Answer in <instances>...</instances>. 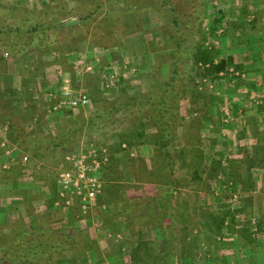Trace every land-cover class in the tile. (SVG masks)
<instances>
[{
    "label": "rangeland",
    "instance_id": "1",
    "mask_svg": "<svg viewBox=\"0 0 264 264\" xmlns=\"http://www.w3.org/2000/svg\"><path fill=\"white\" fill-rule=\"evenodd\" d=\"M108 1L0 0V28L9 27L10 25L25 26L28 25L27 23L31 26L36 25L45 28L48 26L52 27L54 24L58 25V28L53 27L46 34L42 33L41 36L28 39L30 40L29 43H31L29 45L35 44L37 47L38 45L41 47L39 48L40 52L31 51L22 56L23 60H21L30 64V68L24 67V62L22 64L23 67L19 68L15 66V63H10L11 73L19 78L18 84L24 83L29 86V81L32 80L31 82L33 83L34 79V86L29 93L31 98L34 97L33 93L36 94V90L41 93L40 91L46 82L49 83L51 80L52 84H57L56 79H59V76H64V74L69 75L66 88L71 90L74 95L80 93L90 95L95 90L94 83L97 80V74L98 76L104 75V70L100 69L99 66H106L107 64L105 65L98 61L100 65L97 64L93 69H88L89 65L87 64L90 61V55L83 51V53L80 52V48L84 44L83 38H87L90 35V30H92L94 35L97 34L98 42L102 41L106 45L109 44V47H113V42L116 39L110 36L108 29L114 26V22L116 25L122 26L123 23L121 21H124L125 26H123L125 29L131 33L136 31V34L134 33L129 37L131 47L135 46V49L138 50V45L142 44L141 39L146 40V43L150 40V44L154 45L155 48L159 47L161 50V56L158 57L160 61L157 59V65H152L151 69L147 68L149 65V54L147 48H145L141 50V52L143 51L142 53L140 52L142 58L144 55L143 61L139 62L137 59H135L136 61H130L131 69L129 68L128 70L125 69L124 62V71L122 72L124 77L120 79V76H122L121 68L117 66H122L120 65L122 55L114 56L116 60L112 61V67L109 68V71H106L105 82L99 85L101 89L99 88L98 93H155L157 86H153L152 82L156 77L151 74L152 72L149 74V71H153V67H156L155 76L160 72V75L167 77L169 46L171 45L168 35L165 34L163 15L154 9H141L142 4L138 5L141 3L139 2L140 0H131V4L126 3L125 5H122V3L117 5V1L111 2V0L107 3ZM154 1L156 0H151V3H154ZM159 1L161 0H157L158 4L160 3ZM170 1L177 10L184 12L186 16L191 14L192 18L194 17L191 30L198 31V27H202L203 29L200 30L201 33L199 35L204 36L206 45L209 47L214 46L216 50H220L222 57L223 53L226 54L224 55L226 58L232 57L241 48H244L245 52L254 46L256 49H264V0ZM186 3L188 5H185ZM94 5H102V8L97 16L92 18V21L95 19V22L88 26L89 22H83L82 18L89 14V6ZM139 6L140 8L138 9ZM220 12L223 13L224 17L221 22L216 24L215 20L221 17ZM135 39L139 40V42H135ZM5 40L8 41L7 37L2 35L0 42L2 43ZM245 40L249 42H244ZM3 45L0 44V47L4 49L3 54H5L8 49ZM132 56L135 57L136 54ZM7 57L9 61L15 60L14 56L8 55ZM124 57L126 58L127 56ZM238 57L237 59H239ZM92 58L102 60L104 56L101 58L100 54L94 53ZM117 60L119 61L117 62ZM234 61L235 59L229 60V68L233 67ZM82 69L84 70L82 71ZM95 72L96 75L92 74ZM195 72L189 71L191 74L188 78L178 81L175 93H178L179 98H183V94L193 91V84L190 78H195ZM142 74L146 77L143 78ZM73 75H78L79 78L75 77L74 79ZM69 82L71 86L68 84ZM198 84H200V92L211 93L219 91L217 86L212 85L209 81L198 79ZM223 88L224 91H227L228 86L226 88L223 86ZM229 90L232 89L230 88ZM53 98L51 99L49 96L44 99L43 96L41 98L42 108L48 109L50 106L59 105L58 108H60L61 112L59 111L58 114L49 117L52 120L50 119L48 121L50 124L46 123V125H50L49 129H53L51 131H58L56 138H59V134H62L64 147L57 149H49L47 147L50 145V140L55 138L53 133L50 134L47 140L43 139L41 128L37 135L34 134L37 132V125L42 127L46 118L38 117L36 121L35 118L34 120H26L24 116L14 117L13 130L15 131H13V136L16 141L11 142L10 140L9 143L13 145L12 149L16 152L14 154L15 164L19 161L22 165L15 166V170H12L6 164L5 170L7 171L0 174V209L3 212L1 223L4 224V226L0 227V255L2 256L7 249H11L12 243L16 245L21 242L22 246L28 248L31 247L33 239H42L43 242L50 244V246L55 244L59 247V250H62L60 245L64 244V248H66L64 253H74L69 258L61 259V264H130L131 249L140 237L143 240L159 243L162 241L159 228L164 226L165 230H162L164 235L171 232L169 218H164L162 223L159 219L164 208L162 207L161 209V205L158 202L169 189V181L153 180L151 178L153 175L149 178L148 172L154 168L152 148L150 150L145 148L140 151V154L146 156L147 159H141L138 162L133 159L132 162L123 164V167L120 166L121 175L127 178L126 181H129L131 186L129 185L126 188L124 198L119 195L111 200L112 203L119 202V205L124 207L123 209L130 211L128 215L121 217L120 221L123 224L117 227L118 232L115 229L108 228L105 224L104 216H110L116 208L115 205L111 209L109 208V198L105 199L104 202L98 200L93 210L87 214L80 212L77 201L70 196L67 197L71 199V205H66L61 195L65 191L59 185L58 178L61 170H65L68 167L67 157L89 150L85 147L90 142H94L98 146L103 144L102 142L107 136H110V133L99 130L100 126L98 127V125L95 132H90L87 128L82 129L81 124L92 116L93 107L73 108L64 102V95L60 98L59 95H56ZM109 102L111 101L106 103L108 104ZM118 102L122 103V101ZM179 103L181 105L184 102L181 101ZM24 104L25 102H23ZM103 104H99L100 107ZM129 116L128 112L126 115L124 113L121 114L118 118L117 123L120 124H117V127L121 133L129 127ZM28 119L31 118L28 117ZM1 120L2 117L0 122ZM25 129L26 131L23 132ZM5 131L6 129L3 130V138L6 137ZM6 155L9 156L7 153ZM32 156H40L38 158L41 162L39 164L35 163L34 167H28V165H25L26 159L29 158L28 161L31 162ZM259 168L258 180L255 184L260 190L264 181V164H261ZM134 169L135 172L138 170L141 173L145 172L143 176L146 177V180L138 182L131 180L130 178L137 175L133 173ZM22 170L23 172L20 174ZM232 170V166L228 165L225 172L231 176ZM162 171L165 177L169 175V169H167L166 165L162 167ZM209 175H211V172L208 173ZM35 179L43 181L36 182ZM225 179L227 180V178ZM231 181L227 180L228 183L223 181V185L220 184V192H218L220 195L202 196L199 193L200 185L197 189H194V185L189 186L183 180L178 183V194H173L172 198V201L177 205L178 225L174 231L178 237L177 242L180 245H183L184 240L189 243L197 242L198 254L201 258L209 253V256L212 255V258L215 259V255L219 254L217 261L213 260L212 264H240L237 257L247 254L251 247L245 239L241 238L240 233H232L230 230L225 229L222 239L213 231L214 226L210 224L212 222L209 223L210 225L207 224L212 212L218 214L228 206L226 203L221 202L222 196H231L230 200L232 201L230 204H232V210L248 207L246 213L237 217L239 224L246 220H251L254 224L258 218L264 217L263 192L260 191L257 197H251L248 192L243 191H240V194L236 192L234 195L233 192L231 193L234 190ZM227 185H230L232 190L226 187ZM201 187H204L202 189L205 190L206 186L204 184ZM52 189L55 192L54 194H51ZM222 189L226 190L225 193L222 192ZM98 202L103 209H99ZM170 204L167 200L165 209ZM100 210H104V212H99ZM9 225L12 226L10 227L11 229L8 227ZM18 231L25 232H21L22 236L20 235L17 238L11 235ZM255 237L258 242L255 251L261 255L260 261L261 264H264V234L255 235ZM116 238H119V240ZM236 241L240 243V248L235 250L232 244L235 245ZM120 244L122 245L120 246ZM161 245L163 244L161 243ZM214 251L215 253H213ZM54 259L56 260V258H52V260L41 264H56V261L53 262ZM243 264L246 263L244 262Z\"/></svg>",
    "mask_w": 264,
    "mask_h": 264
},
{
    "label": "crops",
    "instance_id": "2",
    "mask_svg": "<svg viewBox=\"0 0 264 264\" xmlns=\"http://www.w3.org/2000/svg\"><path fill=\"white\" fill-rule=\"evenodd\" d=\"M88 20L90 21H86L85 19L82 21L89 22L88 26L93 24L92 22H95V19L92 21V17H89ZM121 22L125 26L124 21ZM123 25L118 29L117 26L108 29L110 36L116 39L113 42V47H109V44L106 45L101 41L98 42L97 34L94 35L92 30H90V35L87 38H83L84 44L80 48V52L83 51L87 55H90V61L87 64L89 65L88 69H93L97 64L100 65L98 61H101L105 65L107 64L106 66H99L100 69L104 70V75L98 76L97 74V80L94 83L95 90L88 95L91 101L89 106L93 107L92 116L81 124L82 129L87 128L90 132H95L98 125V127L100 126L99 130L110 133V136H107L102 142L103 144L98 146L94 142H90L85 147L86 149L94 147L106 151L108 162H105L99 171V177L103 182V191L98 200L104 202L105 199L109 198V208L111 209L114 205L116 207L113 214L107 217L104 216L106 226L118 232L117 227L123 224L120 221L121 217L130 213V211L123 209L124 207L120 206L119 202L112 203L111 200L119 195L124 198L126 188L129 185L131 186L129 181H126L127 178L121 175L119 167H123V164L127 162H132L133 159L135 162L147 159L146 156L140 154V151L145 148L149 150L152 148L151 150H153L154 168L151 172L154 173V177L152 179L159 181L164 175L162 165L171 164L173 168L170 171L171 177L169 181L176 183L174 184L176 186H172L175 187V190L178 188V183L185 180L189 186L194 185V189H197L200 185L199 193L202 196L220 195L218 193L220 192V184L223 185L224 179L228 177L235 183L237 191H233V194H236V192L240 194V191H243L248 192V195L251 197H257L260 191L263 192V185L259 190L255 183L258 180L259 166L264 164V49L257 50L253 48L252 50V48L248 47L249 49L246 52L244 48H241L237 53H234L235 65L232 68L228 66V73L226 74L228 79L222 80V87L225 86L226 88L228 86L227 91H224L223 88L222 91L201 92L199 94L196 93L197 95L189 94L184 95L183 98H179L175 93L165 92L164 94L160 92L150 94L98 93L99 85L105 82L106 71H109V68L112 67V61L116 60L114 56L118 54L122 55V59L120 60V65L122 66H117L121 68V75L124 71V62L125 69L128 70L130 68V61L137 59L140 62L144 58V55L143 58L141 57L140 52L145 48H147L149 54V65L147 68L151 69L152 65L155 66L160 61L158 57L161 56V50L159 47L155 48L154 45L150 44V40L146 43V40L141 39L142 44L138 45V50L135 49V46L132 48L129 37L136 31L131 33ZM1 36L2 33H0V38ZM135 42H139V40L135 39ZM0 44H4L3 46L8 49L3 54L4 49L0 47V60H2V57L5 58L4 62L6 63L4 64H6L9 74V84L13 90L11 96H4V100L0 102V118L2 117L0 122V174H3V172L7 171L5 170L6 164L12 170H15L18 165H22L19 161L15 164L14 154L16 152L12 149L13 145L9 143L10 140L11 142L16 141L13 136V131H15L13 130L14 117L24 116L26 120H34L35 118L36 121L38 117L46 118L45 124L42 127L37 125V132L34 134L37 135L41 128L43 139L47 140L50 134L53 133L55 138L50 140V145L47 146L49 149L65 146L64 139L61 137L62 134H59V138H56L58 131H51L53 129H49L50 125H46V123L50 124L48 121L51 118L49 119V117H53L54 114L59 113V105L50 106L48 109L42 108L43 103L41 98L44 96L45 99L50 96L51 99H54L53 97L56 95H59V98L63 96L67 81H69V75L64 74L65 77L63 75L59 76V79H56L57 84H52L51 80L49 83L46 82L47 84H44L40 91L41 93L36 90L37 95L33 93L34 97L31 98L29 93L34 86V79L33 83L31 82L32 80L29 81V86L24 83L18 84L19 78L11 73L10 63H15V66L18 68L23 67V59H15L13 60L14 62L9 61L7 56H14L15 52L8 43L0 42ZM94 53L100 54L101 58L104 56L105 60L104 58L102 60L98 58L93 59ZM135 54L136 56L133 57L132 55ZM124 56H127V59ZM24 63V67L30 68V64H27L26 61ZM155 68L153 67L154 71H149V74L152 72L151 74L156 77L153 79V86L167 84L170 78L160 77V72L155 76ZM92 74L96 75V72ZM3 75L0 72V78ZM73 77L74 79L75 77L79 78L78 75H73ZM123 77V75L120 76V79ZM142 77L146 76L143 75ZM68 84L71 86L70 82ZM0 87L6 89L2 81L0 82ZM230 88L232 90H229ZM18 99L21 100L20 106H18ZM108 101L111 102L107 104L106 102ZM118 101H122V103ZM181 101L184 103L180 105L179 102ZM23 102H25L24 105ZM101 103H104L102 107L99 105ZM36 107L39 109L37 110ZM128 112L130 115L128 117L129 127L121 133L117 127V124H120L117 123L118 118L121 114L124 113L126 115ZM28 117L31 119H28ZM5 129L6 137L3 138L2 134ZM48 132L50 133L48 134ZM257 155H259V158H257ZM40 156H32L31 162L27 158L25 165L29 167L35 163L39 164L41 161L38 157ZM64 164L67 165L66 163ZM228 165L233 168L231 176L225 172ZM157 166H160L161 172ZM22 172L23 170L20 171V174ZM210 172L211 175L208 176ZM133 173L137 175L130 178L131 180L133 179L137 182L146 180V177L143 176L144 172L141 173L140 170L135 172L134 169ZM35 181L41 182L43 180L35 179ZM204 184L206 186L205 190L202 189L204 187H201ZM43 190L46 191L45 188ZM215 190L216 192H214ZM171 191L173 192L174 189H171ZM222 192L225 193V190L222 189ZM54 193L52 189L51 194ZM57 195L59 196L58 192ZM98 207L99 209H103L100 207L99 202ZM99 212H104V210H100ZM116 239L119 240V238ZM256 243L258 244V242ZM255 249L256 247L251 250L250 247L249 252L253 251L250 254L252 256H241L239 259L240 264L244 262L246 264H261L259 259L261 255Z\"/></svg>",
    "mask_w": 264,
    "mask_h": 264
},
{
    "label": "trees",
    "instance_id": "3",
    "mask_svg": "<svg viewBox=\"0 0 264 264\" xmlns=\"http://www.w3.org/2000/svg\"><path fill=\"white\" fill-rule=\"evenodd\" d=\"M110 1V0H109ZM109 1L107 3H109ZM117 1V5H125L126 3L131 4V0H111V2ZM126 1V2H125ZM162 1V4H161ZM158 4L157 0L154 1V3H151V0H140L138 5H141V9H154L160 12V14L163 15L164 19V27H165V34L168 35V38L171 41V45L169 46V56H168V68H167V77L170 78L167 84L157 85L155 93H175L176 87L178 86V81L188 78L191 73L189 71H196L194 74L195 78H190L193 84V91L189 93H185L184 95H197L196 93H201L200 90V84H198V79L201 81H209L212 85L217 86V89L223 90V79H228V76L226 75L228 73V62L229 60H234V56L226 58L223 53V57L221 56L222 53L220 50H216L214 46L209 47L206 45L204 41V36L199 35L201 32L200 30L203 29L202 27H198V31H192L193 28V19L192 15L189 14L186 16L184 12H181L177 10L176 7H174L170 0H161ZM196 2V0H195ZM185 5H188L187 3ZM102 8V5H94L89 6V14L87 16H83V20H88L89 17H95L99 13V10ZM137 8V6H136ZM140 6L138 7V9ZM221 17L217 20H215L216 24L221 22L224 15L222 12H220ZM195 15V14H194ZM197 21V18H196ZM18 25V26H12L9 27H3L0 28V33L7 37L8 41H3V43H8L12 50L15 52L14 57L15 59H22V56H25L27 53L31 51L40 52L39 48H41L39 45L38 47L34 45H29L31 43L30 40L35 38L37 36H41V34H46L49 32L50 29L53 27L58 28L57 24H54L48 27H39L36 25ZM256 25V23H255ZM114 26H117V28H120V25H116L114 22ZM13 27V28H12ZM195 27V26H194ZM108 29V28H106ZM256 29V28H255ZM197 30V29H196ZM254 30V29H253ZM258 31V26H257ZM25 33H27L25 35ZM203 34V33H202ZM259 36V35H258ZM102 42V41H101ZM244 42H249L248 40H245ZM29 46H28V45ZM255 47H252V50ZM256 49V48H255ZM257 50H263V48H259ZM21 57H20V55ZM4 59L2 57V60H0V72L3 73L4 77L0 78V80L4 83L5 88L0 87V102L4 100V96H11L13 94V90L11 89L12 86L9 84L10 78L8 71L6 69V62H4ZM164 64V63H163ZM235 65V64H234ZM233 65V66H234ZM154 71V70H153ZM223 74V75H221ZM160 77H166L163 75H160ZM236 77V76H235ZM181 78V79H180ZM189 79V80H190ZM233 79V78H231ZM0 81V82H1ZM220 87V88H219ZM5 90V91H4ZM178 95V93H175ZM18 99L17 102H19V105L21 104V100ZM17 106V107H18ZM260 153V152H259ZM257 158H259V155H257ZM165 164L162 165V167ZM167 169H169V175L165 177L164 175L162 178H160L159 181H169L171 174V168L173 166L171 164H166ZM261 166V165H260ZM159 171L161 172L160 166H157ZM156 167V168H157ZM145 174V172L143 173ZM153 175L154 173L151 172V170L148 172V176ZM227 176V175H226ZM151 177V178H152ZM227 180L231 181L227 177ZM225 179L224 183H228ZM158 181V180H157ZM233 183V181H231ZM6 183V182H5ZM175 182L171 183L169 181V189L166 191V193L160 198L159 204L164 208L161 211V216L159 219L161 220V223L163 219L169 218L170 220V230L171 232L167 235H164V232L162 230H165L164 226L162 228H159L160 235H161V242H154V241H148L139 238V240L135 243L134 247L131 249L130 252V264H212L213 260L217 261L216 259L219 258V254L215 255V259L212 258L213 256H209V253L201 258L198 254V244L197 242H187L184 240L183 245H180L178 241V237L175 234V229L178 225V214H177V205L175 202L172 201L173 194L176 192L178 194L179 190H175L176 186ZM166 185V184H165ZM178 187V185H177ZM230 190H232L230 185H227ZM233 191H237L235 187V183H233ZM263 204H264V181H263ZM171 189L174 191L172 192ZM226 191V190H225ZM231 196L224 195L221 197V202L226 203L228 206L224 208V211L215 214L211 213L210 220L207 222L208 225H213L214 229L213 231L219 235L220 237H224L225 229L230 230L232 233H240L241 238L245 239L247 244L251 245V250L254 249L257 245V238L255 235L264 234V217L258 218L256 220V223H252L251 220H246L243 222H237V217L239 215H243L247 212L248 207L241 208L239 210H232V204L230 202ZM220 199V198H218ZM169 201L171 204L168 205V208L165 209V202ZM220 201V200H218ZM163 204V206H162ZM3 212L0 209V227L4 226V224L1 223V216ZM212 222V223H210ZM210 223V224H209ZM7 225V224H5ZM240 226V228H239ZM9 228L12 227L11 225L8 226ZM238 227V228H237ZM1 229V228H0ZM11 229V228H10ZM19 232V231H18ZM13 233L11 235H14V237L20 236L25 231H21L19 233ZM22 236V235H21ZM161 243L163 245H161ZM186 243V245H185ZM48 245V246H47ZM181 247H180V246ZM234 249L240 248V243L238 241L235 242V245L232 244ZM62 250L58 249L59 247L54 245H51L43 242L42 239H33V242L31 244V247L26 248L25 246L21 245L20 243H17L16 245H11V249H7L4 254L0 255V264H41L45 261H50L52 258L54 261H56V264H61L60 260L64 258H69L72 255H74L73 252L64 253V244L60 245ZM209 251V250H208ZM210 252V251H209ZM253 251L248 252L245 254L247 257H251L250 255ZM215 253V251L213 252ZM176 258V259H175ZM210 258V259H209ZM239 260L241 257H237ZM260 259V258H259ZM31 260V261H30ZM261 262V261H260ZM50 264V263H49Z\"/></svg>",
    "mask_w": 264,
    "mask_h": 264
},
{
    "label": "built area",
    "instance_id": "4",
    "mask_svg": "<svg viewBox=\"0 0 264 264\" xmlns=\"http://www.w3.org/2000/svg\"><path fill=\"white\" fill-rule=\"evenodd\" d=\"M64 99L73 108L87 107L91 103L88 94L74 95L68 88H65ZM105 162H108L106 151L94 147L67 157L68 167L61 170L58 178L65 191L61 195L66 205H71V199L67 197L70 196L77 201L81 213L93 210L103 191L99 171Z\"/></svg>",
    "mask_w": 264,
    "mask_h": 264
}]
</instances>
